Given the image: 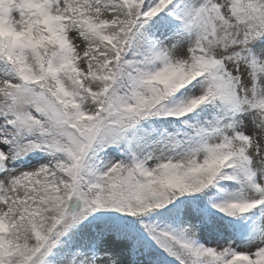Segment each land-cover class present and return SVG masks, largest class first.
I'll return each mask as SVG.
<instances>
[{"label":"snow or ice","instance_id":"snow-or-ice-1","mask_svg":"<svg viewBox=\"0 0 264 264\" xmlns=\"http://www.w3.org/2000/svg\"><path fill=\"white\" fill-rule=\"evenodd\" d=\"M0 264H264V0H0Z\"/></svg>","mask_w":264,"mask_h":264}]
</instances>
